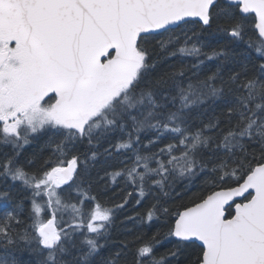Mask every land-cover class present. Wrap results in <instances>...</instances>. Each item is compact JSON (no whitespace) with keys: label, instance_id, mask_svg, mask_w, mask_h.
<instances>
[{"label":"snow or ice","instance_id":"obj_1","mask_svg":"<svg viewBox=\"0 0 264 264\" xmlns=\"http://www.w3.org/2000/svg\"><path fill=\"white\" fill-rule=\"evenodd\" d=\"M185 262L264 264V0H0V264Z\"/></svg>","mask_w":264,"mask_h":264},{"label":"trees","instance_id":"obj_2","mask_svg":"<svg viewBox=\"0 0 264 264\" xmlns=\"http://www.w3.org/2000/svg\"><path fill=\"white\" fill-rule=\"evenodd\" d=\"M42 141H34L33 144L31 145H26L24 149V157L30 156L34 151H37L39 149L40 144ZM47 156V152L44 154ZM22 157L21 159H23ZM97 170H93V176L95 177ZM99 175L103 176L104 172L100 171ZM107 185V186H106ZM180 189L178 188L177 191ZM128 192H132L133 195L129 198V203L126 206L125 209H123L121 212H118L116 215V223H117V228L114 230V236H118L121 227L119 225V222L123 220L126 216H134L135 213H144L149 204L151 203V198L149 197L148 199L144 200L143 203L140 205H136V199H138V195L135 193V190L132 189L131 187H126L124 184V181L122 179L119 180L118 183L113 184L110 179H106L104 181H100L99 183H94L92 185L91 192L89 193L90 196H95L96 200L95 201H89L86 202L84 207L85 210L89 209V204H95L99 203L102 207H111L114 204H119L122 202L123 198L127 195ZM201 192V185L200 181L197 180L193 183L191 186L190 191L187 192L186 195H184L181 200H178L175 202V204H188L189 206L191 205L192 202L195 201V196L196 194ZM67 194V191H65V195ZM27 203V202H26ZM30 206V205H29ZM173 210H175V205H173ZM51 213L48 210H45L43 213V217L46 220L48 217H50ZM59 218V217H58ZM126 227L131 228L132 223H128ZM156 227H158V222L153 223L151 229H145L148 231L149 236L153 231H155ZM129 238H131L129 236ZM198 246V244L196 243ZM165 247H170V245H164L163 247L158 248V251H164ZM191 251L193 254L196 251V247L194 246ZM186 264V262H185Z\"/></svg>","mask_w":264,"mask_h":264},{"label":"rangeland","instance_id":"obj_3","mask_svg":"<svg viewBox=\"0 0 264 264\" xmlns=\"http://www.w3.org/2000/svg\"><path fill=\"white\" fill-rule=\"evenodd\" d=\"M65 191H68V189L67 188H65ZM89 209H87L86 211H89V210H91V208L94 206V204H89ZM45 210H47V209H45ZM65 219H67L68 217L67 216H65L64 217ZM61 226H63V225H61Z\"/></svg>","mask_w":264,"mask_h":264},{"label":"water","instance_id":"obj_4","mask_svg":"<svg viewBox=\"0 0 264 264\" xmlns=\"http://www.w3.org/2000/svg\"><path fill=\"white\" fill-rule=\"evenodd\" d=\"M237 201L240 202V201H239V198H237ZM196 243L198 244L199 242H196Z\"/></svg>","mask_w":264,"mask_h":264}]
</instances>
